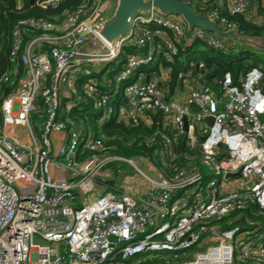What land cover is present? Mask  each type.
Returning a JSON list of instances; mask_svg holds the SVG:
<instances>
[{
    "label": "built area",
    "instance_id": "built-area-1",
    "mask_svg": "<svg viewBox=\"0 0 264 264\" xmlns=\"http://www.w3.org/2000/svg\"><path fill=\"white\" fill-rule=\"evenodd\" d=\"M62 1L35 5L46 9ZM180 1L243 38L229 16L250 19L253 0ZM114 7L115 0H87L60 23L23 20L13 31L11 61L22 64L24 74L17 78L15 72L12 81L5 77L14 90L0 95V264H127L141 254L186 251L205 241L212 244L178 264H264V234L251 238L218 225L249 205L264 213V69L252 68L237 84L227 72L215 79L217 92L203 81L205 65L191 63L197 75L190 70L179 77L181 85L188 79L193 86L183 101L170 98L171 69L149 82L132 81L135 72L159 57L172 65L182 45L229 53L237 42L201 28L189 31L181 17L152 10L134 17L129 33L109 44L100 31ZM129 45L138 53L128 56L124 70L103 90L97 75ZM82 74L89 77L85 94L101 110L102 122L116 113L115 95L123 88V120L136 125L160 114L193 147L200 139L210 178L182 170L169 179L144 159L110 156L101 139L69 117L83 102L77 93ZM171 146L167 139L166 150ZM118 162L134 167L147 183L132 192L116 190L119 171L110 165ZM114 179L115 187L106 188L116 193L75 205L78 193L90 196L98 181Z\"/></svg>",
    "mask_w": 264,
    "mask_h": 264
},
{
    "label": "trees",
    "instance_id": "trees-1",
    "mask_svg": "<svg viewBox=\"0 0 264 264\" xmlns=\"http://www.w3.org/2000/svg\"><path fill=\"white\" fill-rule=\"evenodd\" d=\"M86 1L64 0L57 7L43 9L31 5V0H20V2L0 0V84L3 92L0 95L2 98L14 90V87L10 86V82L4 81V78L8 77L12 81L15 72L18 73L17 78L24 74L23 65L11 61L13 31L17 24L20 21L30 19H43L60 23L66 13L77 9ZM253 2L255 6L252 7L255 9L256 19H247L245 16H229V19L238 25L243 38L264 41V7L261 5L262 0H253ZM195 13L205 14L206 11L196 8ZM25 33V39L28 40L27 31ZM138 51L133 45L124 47L116 59L108 63L104 71L97 75L103 90L109 89L107 81L113 80L117 74L124 70L128 56L134 55ZM249 56L251 53L242 51L240 55L234 56L230 52L223 53L204 47L200 48L198 43L191 46L182 45L180 46V54L172 65L161 62L159 57L156 64L138 69L132 81L141 79L142 82H149L159 79L167 69H171L167 81V85L170 87L168 96L174 98L176 94L174 89L179 86L181 80L179 75L186 74L190 70H192L193 75H197L196 66H190V64L202 62L207 72L203 81L218 92L220 87L215 83V79L221 80L225 73L230 72L234 83L237 84L239 79L252 68L264 66V58L261 56L254 58L252 63L245 65V60ZM77 93L82 95L83 102L74 109L69 117L77 124L82 125L90 136L101 139L109 147L108 154L110 156L134 160L144 159L169 179H173L177 172L182 170L197 171L203 175L205 181L210 178L211 173L202 165L200 139H198L197 145L193 147L187 135L185 133L178 134L170 126H166L163 116L160 114H149L148 121L142 120L136 125L119 119L118 108L121 104L125 105L126 103L123 88L115 95L113 105L116 113L103 122L101 121V112L95 114L93 111V100L81 93L78 86ZM40 106L42 109L43 104L41 103ZM36 118L37 115L34 116L35 120ZM167 139L172 141L171 150L165 148ZM114 165L111 164L110 166L115 168ZM218 225L222 230L238 228L239 233L246 232L249 237L258 238L260 234H264V213L258 206L249 205L244 212L232 214L220 221ZM186 251L148 252L129 260L127 264H178L182 263V254ZM243 264H254V262L248 261Z\"/></svg>",
    "mask_w": 264,
    "mask_h": 264
},
{
    "label": "water",
    "instance_id": "water-1",
    "mask_svg": "<svg viewBox=\"0 0 264 264\" xmlns=\"http://www.w3.org/2000/svg\"><path fill=\"white\" fill-rule=\"evenodd\" d=\"M45 0H40V2ZM31 5H35V0H31ZM155 10L162 16H178L183 19L189 31L194 28H201L207 32L213 33L218 38L231 39L239 44H248L254 47L252 40L238 38L234 32H223L219 26L212 22L207 16L196 14L190 3L180 0H115L114 11L109 19L105 21L100 31V36L112 44L118 38L124 37L129 33L131 21L134 17L141 14L149 13ZM213 118H208L207 123L213 124ZM188 131V122L185 119V132ZM196 143V140H193ZM223 154H227L223 149ZM229 178L240 177V173L228 176ZM100 186L115 187V179L102 183L98 181Z\"/></svg>",
    "mask_w": 264,
    "mask_h": 264
},
{
    "label": "rangeland",
    "instance_id": "rangeland-1",
    "mask_svg": "<svg viewBox=\"0 0 264 264\" xmlns=\"http://www.w3.org/2000/svg\"><path fill=\"white\" fill-rule=\"evenodd\" d=\"M17 2H20V0H16ZM259 20V19H258ZM245 39V38H244ZM247 39V38H246ZM250 40V39H249ZM255 45L254 47L248 45V44H239L236 43V46L230 50V53L234 56L240 55L241 51L242 52H247L251 53V56L245 60V65L250 64L253 62V59L261 56L264 58V41L263 40H252ZM199 47L202 48L204 47L203 45L199 44ZM206 48V47H204ZM196 57V56H195ZM194 57V58H195ZM201 58V56H200ZM259 68H263L264 66L260 65L258 66ZM80 84L78 85L79 90L81 93L86 95L85 91V84L89 81L88 76H84L83 74L78 77ZM86 97H88L86 95ZM94 113L95 114H100L101 110L99 108H94ZM201 127V125L199 126ZM115 168L117 171H119L118 176L116 178V190H121V191H127V192H132L133 190H136L138 187L145 185L147 183L136 171V169L129 164L125 162H118L115 165ZM143 168V167H141ZM210 172V171H209ZM156 176V174H155ZM213 177V176H212ZM115 189H109L103 186H98L96 188V191L94 194L87 196V197H82L79 193L77 195V198L75 200V205H81L82 203H91L95 201L96 199L100 198L101 196L107 194V193H116ZM36 243L42 244V242H39L36 240ZM210 242H201L199 245L193 247L189 251H186L185 253L182 254V260L183 261H192L195 256L204 251L206 247H208ZM184 257V258H183ZM182 261V262H183Z\"/></svg>",
    "mask_w": 264,
    "mask_h": 264
},
{
    "label": "crops",
    "instance_id": "crops-1",
    "mask_svg": "<svg viewBox=\"0 0 264 264\" xmlns=\"http://www.w3.org/2000/svg\"><path fill=\"white\" fill-rule=\"evenodd\" d=\"M254 3V2H253ZM253 3H252V6H255V5H253ZM261 5L264 7V0H262V3H261ZM255 9H253V7L251 8V11H250V19H256V17H255ZM104 71V70H103ZM102 71V72H103ZM193 85H192V82L190 81V80H188V79H186L183 83H182V85L181 84H179V87H178V89H177V92H176V94H175V96H174V98H176L177 100H179V101H183L184 99H185V97L187 96V94H188V92H189V90H190V88L192 87ZM124 106L125 105H122L121 104V106H119V110L121 109H123L124 108ZM118 110V111H119ZM119 119H121V120H123L124 119V117L121 115V113L119 112Z\"/></svg>",
    "mask_w": 264,
    "mask_h": 264
}]
</instances>
